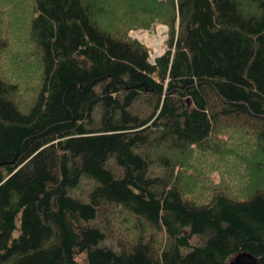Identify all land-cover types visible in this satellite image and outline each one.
I'll use <instances>...</instances> for the list:
<instances>
[{"label": "trees", "instance_id": "obj_1", "mask_svg": "<svg viewBox=\"0 0 264 264\" xmlns=\"http://www.w3.org/2000/svg\"><path fill=\"white\" fill-rule=\"evenodd\" d=\"M156 21L152 64L128 33ZM245 251L264 264V0H0V264Z\"/></svg>", "mask_w": 264, "mask_h": 264}, {"label": "rangeland", "instance_id": "obj_2", "mask_svg": "<svg viewBox=\"0 0 264 264\" xmlns=\"http://www.w3.org/2000/svg\"><path fill=\"white\" fill-rule=\"evenodd\" d=\"M163 27L165 28V27H167L168 28V32H169V27L165 24V23H163V22H161V21H156V22H154L152 25H151V27H149V28H144V27H134V28H132V29H130L129 30V33H128V35H129V37H131L130 36V33H131V31L132 30H135V31H139V30H146L144 33L146 34H148V39H144L143 38V40L142 41H144L145 43L147 42H150V43H148V45H150V48H151V52L153 53V54H156V52H161L162 54H160V55H163L165 52H166V50H167V48H168V45H167V41H168V38H169V35H168V33H165L164 32V30L165 29H163ZM147 31H149V32H147ZM159 36V37H158ZM132 38V37H131ZM157 38H162L163 39V41H164V39H166L165 41H164V44H163V47L159 50V47L157 46V45H155L153 42H152V40H155V39H157ZM132 39H135V38H132ZM135 40H138V39H135ZM139 41V40H138ZM141 42V41H140ZM153 44V45H152ZM206 179H209V180H212L213 182H215V183H218L221 179H220V174H219V172H217V171H215V172H212V173H210L209 175H207L206 176ZM93 186V182L92 181H90V180H87V179H85V177H83L82 178V183H81V186L76 190V192L78 193V194H82V195H78V197H80V198H82V199H84V200H87L88 198H87V196H86V194H84V193H86V191H88L91 187ZM203 241V239H201V238H199V237H194L193 238V243H201Z\"/></svg>", "mask_w": 264, "mask_h": 264}, {"label": "built area", "instance_id": "obj_3", "mask_svg": "<svg viewBox=\"0 0 264 264\" xmlns=\"http://www.w3.org/2000/svg\"><path fill=\"white\" fill-rule=\"evenodd\" d=\"M163 29H165L164 30V32L165 33H168V28L167 27H163ZM146 30H139V31H135V30H132L131 31V33H130V36L132 37V38H135V39H138L139 41H141L143 44H145L148 48H149V53H150V58H149V60H150V62L152 63V64H155L156 63V59L158 58V57H160L161 55L160 54H162L161 52H156V54H153L152 52H151V48H150V45H148V43H150V42H144V41H142L143 40V34H145L144 32H145ZM147 32H149V31H147ZM159 37V36H158ZM145 39V38H144ZM166 39H164V41H165ZM164 41H163V39H162V45H161V48L163 47V44H164ZM153 45V44H152Z\"/></svg>", "mask_w": 264, "mask_h": 264}, {"label": "water", "instance_id": "obj_4", "mask_svg": "<svg viewBox=\"0 0 264 264\" xmlns=\"http://www.w3.org/2000/svg\"><path fill=\"white\" fill-rule=\"evenodd\" d=\"M228 264H260V262L254 254L245 251L231 258Z\"/></svg>", "mask_w": 264, "mask_h": 264}, {"label": "bare ground", "instance_id": "obj_5", "mask_svg": "<svg viewBox=\"0 0 264 264\" xmlns=\"http://www.w3.org/2000/svg\"><path fill=\"white\" fill-rule=\"evenodd\" d=\"M148 34L147 33L146 34H143V38L148 39ZM152 42L159 47V50L161 49L160 47H161V45L163 43L162 42V38H157L155 40H152Z\"/></svg>", "mask_w": 264, "mask_h": 264}]
</instances>
